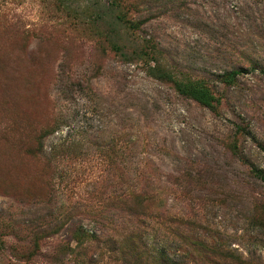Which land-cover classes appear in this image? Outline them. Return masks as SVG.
I'll use <instances>...</instances> for the list:
<instances>
[{
    "label": "rangeland",
    "instance_id": "rangeland-1",
    "mask_svg": "<svg viewBox=\"0 0 264 264\" xmlns=\"http://www.w3.org/2000/svg\"><path fill=\"white\" fill-rule=\"evenodd\" d=\"M28 2L14 9L30 39L0 38V264H58L54 250L75 248L74 229L119 240L118 170L126 188L158 193L154 218L164 210L206 226L195 234L231 264H264V0H160L161 15L142 28L170 62L208 81L217 112ZM233 70H242L234 86L218 81ZM98 200L108 207L92 213ZM146 222L139 252L100 246L92 264H157L162 252L193 264L180 240ZM38 229L37 245L22 241Z\"/></svg>",
    "mask_w": 264,
    "mask_h": 264
},
{
    "label": "trees",
    "instance_id": "trees-1",
    "mask_svg": "<svg viewBox=\"0 0 264 264\" xmlns=\"http://www.w3.org/2000/svg\"><path fill=\"white\" fill-rule=\"evenodd\" d=\"M27 1L0 0V38L9 34L19 38L23 44L30 39V30L26 29V25L14 9ZM28 3L49 9L56 14L52 19L64 18L74 29H88L101 45H105L124 63L141 65L150 77L171 85L181 96L197 102L212 112H217L221 100L214 94L208 81L203 77H195L190 74L191 72L183 71L178 65L170 62L157 40L151 36L142 35L143 26L156 15H161L158 11L163 7L160 0H29ZM154 10L158 12L152 14ZM2 57H8V52L0 50V58ZM241 73L242 70H233L218 76L217 79L224 86L232 87L237 83ZM43 138L44 136L38 137L39 146ZM115 178L118 182L110 204L127 218V226L117 225L121 237L119 240L103 242L84 229H74L69 233L75 248L71 245L62 247L60 244L54 250L53 259L58 264H70L73 262L72 257L75 262L78 259L83 264H92L94 258L93 256L89 258L88 255L100 246L108 247L112 252L119 250L139 252L138 245L139 243L142 245L144 230H153V226L146 222L147 219L157 220L156 224L162 226L163 231L180 240L184 245L181 249L185 254L193 257L190 261H193V264H231L237 260L233 255L224 252L219 243L209 245L195 234L196 231L206 232V226L180 218L162 209V212L156 213L159 218L157 216L154 218L153 203L158 198L156 191L147 186L126 188L125 173L120 170L117 171ZM107 205L98 200L94 206H90L91 212L100 214L108 207ZM160 207L161 205L158 206ZM59 220V217H55L52 221L51 235L53 237L62 230ZM50 225L51 223L49 227ZM45 231L38 229L24 234L22 241L28 242L32 239L33 245H37L45 237ZM140 253L137 254L139 259L144 256ZM153 259L157 264H176L170 261L164 252ZM119 262L129 264L126 259L123 261L119 259Z\"/></svg>",
    "mask_w": 264,
    "mask_h": 264
}]
</instances>
